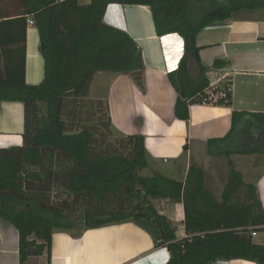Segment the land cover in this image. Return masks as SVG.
Listing matches in <instances>:
<instances>
[{
  "label": "trees",
  "instance_id": "obj_1",
  "mask_svg": "<svg viewBox=\"0 0 264 264\" xmlns=\"http://www.w3.org/2000/svg\"><path fill=\"white\" fill-rule=\"evenodd\" d=\"M111 4L148 7L157 37L182 39L183 55L167 79L176 93L174 116L187 122L191 105L231 104L230 80L214 91L221 98L208 99L197 34L237 13L263 8L264 0H0V103L23 105L22 145L0 148V219L17 231L19 264L45 252L49 264L55 230L140 219L158 228L155 247L166 249V264H264V246L251 236L263 230L264 211L255 187L242 181L231 162L233 156L264 157V114L232 112L227 134L207 141L208 155L227 159L229 166L220 203L204 188L203 172L195 166L183 180L158 172L140 176L148 164L143 136L115 134L107 103L89 98L97 73L126 75L145 91L139 47L103 23ZM27 19L37 29L44 63L37 86L24 82ZM153 200L182 203L185 238L176 239L174 225Z\"/></svg>",
  "mask_w": 264,
  "mask_h": 264
},
{
  "label": "crops",
  "instance_id": "obj_2",
  "mask_svg": "<svg viewBox=\"0 0 264 264\" xmlns=\"http://www.w3.org/2000/svg\"><path fill=\"white\" fill-rule=\"evenodd\" d=\"M103 23L126 33L143 58V92L126 75L97 73L90 84V88L93 84L103 88L102 94L93 100L107 103L117 135L143 136L147 175H139L150 177L158 172L183 180L188 168L195 166L203 172L204 188L220 203L228 183L229 166L227 159L208 155L207 141L227 134L232 112L264 114V7L237 13L197 34L195 45L200 49V64L207 70V77L215 72L225 81L230 80L231 104L191 105L187 122L174 116L176 93L167 79L183 55L182 39L176 34L157 37L145 6L111 4L105 10ZM38 47L37 29L34 25L27 26L24 82L29 86L43 81L44 63ZM216 62L222 65L215 69ZM190 74L196 76L194 65ZM22 134L23 105L1 102L0 148L21 146ZM231 162L242 181L255 187L264 211V157L233 156ZM243 172L249 175L247 180ZM152 205L174 225L176 239L186 237L182 203L153 200ZM255 233L253 243L264 246V225L263 230ZM159 235L158 228L146 219L81 231L55 230L49 264H166L169 258L166 249L155 247ZM0 264H19L17 231L1 219ZM24 264H47V253L31 257ZM213 264L255 263L230 260Z\"/></svg>",
  "mask_w": 264,
  "mask_h": 264
},
{
  "label": "built area",
  "instance_id": "obj_3",
  "mask_svg": "<svg viewBox=\"0 0 264 264\" xmlns=\"http://www.w3.org/2000/svg\"><path fill=\"white\" fill-rule=\"evenodd\" d=\"M59 2H62V0H59ZM33 21L32 19H27V26H33ZM210 81L207 87V94H208V99L215 102L216 100H218L219 98H221L223 95L222 93H218V92H214L216 90H218V86L219 84L223 81L225 82V78L219 76V74L215 73V72H210L209 74ZM256 233L255 232H251V236H255Z\"/></svg>",
  "mask_w": 264,
  "mask_h": 264
},
{
  "label": "rangeland",
  "instance_id": "obj_4",
  "mask_svg": "<svg viewBox=\"0 0 264 264\" xmlns=\"http://www.w3.org/2000/svg\"><path fill=\"white\" fill-rule=\"evenodd\" d=\"M79 2L81 3V4H87V3H89L90 2V0H79ZM104 90H103V88H101V87H98L97 85H92V87L90 88V92H89V98H95L96 96H99V95H101L102 94V92H103ZM115 133V132H114ZM116 134V133H115ZM246 165V164H245ZM139 173H141L143 176L144 175H147V171L144 169V170H142V171H140ZM243 174H244V172H243ZM249 175L246 173V174H244V178L247 180ZM177 177V176H176ZM244 179V180H245ZM179 230V229H178Z\"/></svg>",
  "mask_w": 264,
  "mask_h": 264
}]
</instances>
